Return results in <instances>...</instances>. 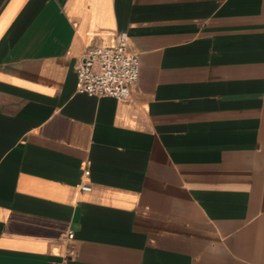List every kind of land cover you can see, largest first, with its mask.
<instances>
[{
	"label": "crops",
	"instance_id": "crops-1",
	"mask_svg": "<svg viewBox=\"0 0 264 264\" xmlns=\"http://www.w3.org/2000/svg\"><path fill=\"white\" fill-rule=\"evenodd\" d=\"M0 264H264V0H0Z\"/></svg>",
	"mask_w": 264,
	"mask_h": 264
},
{
	"label": "built area",
	"instance_id": "built-area-1",
	"mask_svg": "<svg viewBox=\"0 0 264 264\" xmlns=\"http://www.w3.org/2000/svg\"><path fill=\"white\" fill-rule=\"evenodd\" d=\"M77 85L80 93L96 97L125 99L129 97L132 85L137 81L138 56L125 49L121 38L115 46H96L82 55L76 66ZM84 184L80 190L89 191ZM72 233H69L71 236Z\"/></svg>",
	"mask_w": 264,
	"mask_h": 264
}]
</instances>
